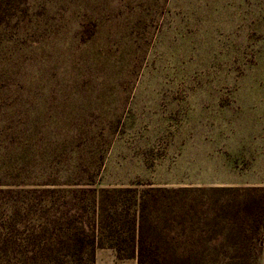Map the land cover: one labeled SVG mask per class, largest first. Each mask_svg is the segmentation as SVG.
I'll return each instance as SVG.
<instances>
[{
	"label": "rangeland",
	"instance_id": "obj_1",
	"mask_svg": "<svg viewBox=\"0 0 264 264\" xmlns=\"http://www.w3.org/2000/svg\"><path fill=\"white\" fill-rule=\"evenodd\" d=\"M48 181L160 188L150 247L262 264L212 191L264 187V0H0V184Z\"/></svg>",
	"mask_w": 264,
	"mask_h": 264
},
{
	"label": "trees",
	"instance_id": "obj_2",
	"mask_svg": "<svg viewBox=\"0 0 264 264\" xmlns=\"http://www.w3.org/2000/svg\"><path fill=\"white\" fill-rule=\"evenodd\" d=\"M160 192L95 188L82 181L0 184V264H94L95 251L103 248L113 250L118 260L135 259L136 264H187L191 257L200 261L202 252L188 256L173 245L160 249L145 242V197ZM212 192L239 195L235 215L250 233L249 242L255 231L263 245L264 187ZM224 209L209 208L216 216ZM206 218L202 212L196 219Z\"/></svg>",
	"mask_w": 264,
	"mask_h": 264
},
{
	"label": "crops",
	"instance_id": "obj_3",
	"mask_svg": "<svg viewBox=\"0 0 264 264\" xmlns=\"http://www.w3.org/2000/svg\"><path fill=\"white\" fill-rule=\"evenodd\" d=\"M261 263L264 264V256L261 257Z\"/></svg>",
	"mask_w": 264,
	"mask_h": 264
}]
</instances>
